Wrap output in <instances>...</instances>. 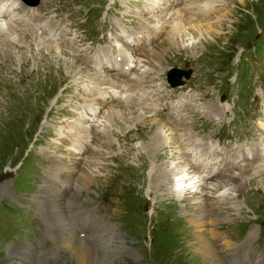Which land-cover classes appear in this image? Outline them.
<instances>
[{
	"label": "rangeland",
	"instance_id": "obj_1",
	"mask_svg": "<svg viewBox=\"0 0 264 264\" xmlns=\"http://www.w3.org/2000/svg\"><path fill=\"white\" fill-rule=\"evenodd\" d=\"M113 1L118 13L113 16L108 11L105 15L107 4L110 9ZM158 2L41 0L38 9L31 8L33 14L22 12L17 33L0 37V264H37L44 253L52 264H83L75 256L81 244L80 221L84 218L78 212L106 209L110 213L111 208L115 226L98 236L93 224V242H83L88 260L104 259L101 264H107L108 260L113 264H215L203 253L205 249L201 250L198 231L189 220L198 215L200 205L208 207L212 198L205 197L207 187L190 170L196 185L186 196L171 191L177 178L166 179L164 172L169 169L179 172L187 167L186 161L172 160L178 143H172L170 148L159 143L155 126L159 118H145L151 108L127 106L122 99L110 100L109 97L99 100L100 108L93 105L96 101L88 104L92 97L86 94L90 92L86 88L98 74L82 59L92 54L88 53L93 50L90 46L97 42L103 41L100 47L106 50L109 40L117 34L113 20L122 26L120 20L126 22L132 14L138 15L149 6L152 11L145 13L146 17L148 15L161 35L152 43L148 55L137 54V58L145 59L141 61V70H134L141 80L140 87L154 91L151 85L156 84L161 89L166 86L165 69L172 66L192 68L189 79L177 91L169 89L171 96L162 97L163 92L158 91L152 106L162 104L172 113V118L181 116L179 126L187 131L194 128L202 132L203 128H209L205 135L219 137L220 147L227 148L232 159L240 153L234 150L241 146L238 144L250 145L264 138V107L257 103L253 92L248 97L249 106L251 100L254 102L252 107L246 105L245 98L239 97L237 102L231 103L235 106V114L246 107L252 112L227 125L229 118L219 122L223 118L214 108L215 99L224 95L218 88H222L227 67L237 59L242 48L259 43L258 37L264 36V0H218V12L212 17H193V20L186 17L189 21L183 20L180 26L177 16L182 10L170 6L178 0ZM88 3L101 7L99 16L94 17ZM53 10L57 14L55 19L36 27L29 24L34 14L44 19L48 13L54 14ZM40 28L57 30L62 47H57L45 32L40 35ZM68 58L77 65L71 66ZM256 68L264 69V62L262 65L259 61ZM246 73L247 69H241L238 82L242 87L247 85ZM134 75L120 81L128 82ZM105 78L119 79L111 73ZM190 87L196 89L193 90L197 93L196 107L203 109L202 118L191 114L184 106L187 102L178 100L188 90L192 92ZM85 104L91 112L99 110L100 120L93 122L88 110L81 108L87 117V121L84 120L80 106ZM115 110L117 114L108 116ZM251 114L258 118L250 117ZM166 127L170 128L166 123L159 128L163 138L168 133ZM171 128L177 135L178 129ZM218 130L228 137L232 133L235 138L222 139ZM77 131L81 133V144L88 148L75 154L82 148L80 145V150L75 149ZM231 143L234 146L230 148ZM241 156L222 177L218 189L235 191L236 184L238 188L243 185L238 192L245 191V200L214 210L218 215L213 224H217L230 243L238 242L244 249L247 243L241 240L251 228L253 234L248 238L251 239L248 247L251 254L246 261L236 262L233 255L224 254L225 246L221 242L212 241L222 251L226 264H264V228L261 227L259 233L258 224L248 225V228L243 224L257 222L264 226V169L261 173H253V166L263 168L264 161L243 160ZM55 160L59 161L61 170L53 167ZM4 172L8 175L2 177ZM52 177L60 178L62 190ZM58 197L65 200L63 208H59L64 220L61 225L68 226L64 233L75 241H71L74 246L68 253H64L60 244L67 241L66 235L58 236L60 229L48 210L49 201L45 204L42 200ZM209 211L208 216L212 210ZM34 220H37L35 232L31 229ZM40 245L44 246V252L38 250Z\"/></svg>",
	"mask_w": 264,
	"mask_h": 264
},
{
	"label": "bare ground",
	"instance_id": "obj_2",
	"mask_svg": "<svg viewBox=\"0 0 264 264\" xmlns=\"http://www.w3.org/2000/svg\"><path fill=\"white\" fill-rule=\"evenodd\" d=\"M210 1L211 0H201L200 2H198V0H190V3H189V9H188V12L189 15L185 14L184 12L187 10V7H185L183 9V11H181L179 13V15L177 16L178 17V21H177V25H183V20H188L189 21V18L192 19L193 16L190 14L192 13L191 10H194L193 12L195 13V9L197 7V9L203 7L204 9H208L210 7ZM8 6H13V5H10V4H6V2L0 0V31L3 30V29H8L10 26H11V23L13 22V19L10 17L9 18V21H11V23L8 24ZM34 9V8H33ZM14 12V11H13ZM148 17V15H147ZM186 17H189L188 19ZM198 18V17H197ZM193 20V19H192ZM189 25L191 24V22H188ZM188 25V24H187ZM192 25V24H191ZM194 25V24H193ZM192 27V26H191ZM200 27V26H199ZM202 28V26H201ZM176 40V39H175ZM42 48V47H41ZM56 48V47H55ZM58 50V49H57ZM59 51V50H58ZM62 54V53H60ZM70 54V53H69ZM61 56V55H60ZM64 57V56H63ZM78 57V56H77ZM67 58V56L65 57ZM70 59V63H71V66L72 65H77V63L72 60L71 58H68V60ZM67 60V59H66ZM68 62V61H66ZM150 62H152L150 60ZM66 65V64H65ZM153 65V64H152ZM68 66V65H67ZM80 66V65H79ZM122 80H126V79H122ZM178 85V84H177ZM94 104H96V102H94ZM117 114L118 111L115 110V111H111L109 112V115L110 117H113L112 115L114 114ZM87 114V113H86ZM121 114V113H120ZM165 122L163 121H157L155 122V126L157 127L156 128V131H157V136H156V139L159 140V143L161 142V145L162 146H165L168 145L169 148L171 146L172 143H177V138H176V135L170 130V128H167L166 127V132L168 130V133H167V136H165L163 138V136L161 137V131H159V128L161 127L162 129V126H164ZM184 128V127H183ZM174 130V128H173ZM177 130V129H176ZM175 131V130H174ZM163 141H162V140ZM154 140V139H153ZM152 140V141H153ZM166 141H169V144H167ZM153 143V142H152ZM198 145V144H197ZM200 145V144H199ZM80 145L78 144L77 147L75 149L77 150H80L78 147ZM153 146V144H152ZM157 147V145H156ZM159 147V146H158ZM154 148V147H153ZM198 149L199 146H193V150L194 149ZM157 149V148H156ZM155 150V149H154ZM158 150V149H157ZM173 155L172 157L174 156V158L172 160H178V161H186V168H184L183 170L177 172V170L175 171L174 170H168V171H165V177L166 179L170 178V177H175L177 178V180L174 182L173 184V187H171V191H173L174 193H178V194H181L182 196H186V194L188 193V190L193 186V185H196L197 182H194V179H192V176L189 174L190 173V170L192 171V164L185 158L183 157L184 155H182V152L180 150V147L177 145L175 146V150L173 151ZM75 155V154H74ZM73 155V156H74ZM56 170H61V166H60V163L59 161L55 160V164L53 166ZM251 167V166H250ZM186 169V170H185ZM262 166H253V173H261L262 172ZM87 171V170H86ZM176 172V173H175ZM264 173V172H263ZM57 174V173H56ZM259 175V174H258ZM263 175V174H262ZM90 177V176H89ZM54 178V177H52ZM82 178H85V176L82 174ZM263 178V177H262ZM88 179V178H87ZM199 179V178H198ZM54 180L56 181H59V184H61V181H60V178L58 177H55ZM53 180V181H54ZM91 180V179H90ZM89 181V180H88ZM196 181V180H195ZM203 183V181H202ZM204 184V183H203ZM190 185V186H189ZM203 187V186H202ZM226 187V186H225ZM78 188V187H77ZM201 188V187H200ZM204 189V188H203ZM229 188H226V190H228ZM259 189V188H258ZM257 189V190H258ZM201 190V189H200ZM190 191V190H189ZM62 199V200H61ZM182 199V198H181ZM44 201V203L46 204L47 201L48 202V210L50 212V215L54 218L55 222L57 223L59 229H60V234L58 235L59 237L62 236V233H64V231H66L68 229V226L66 225V223L64 224L65 226L62 227V223L64 222L63 220V216L60 214L59 212V208H63L62 206V202L65 203V200L61 197H58V198H54V199H42ZM71 206V204L68 206V208ZM65 207V206H64ZM198 208V207H197ZM67 210V208H65ZM199 209L200 211L198 212V215H195L193 217H190L189 220H190V223L192 224V226H195L196 228V231L197 232V236H198V240H200V243H199V246L202 250V248H204L205 250H202L203 253L206 255V256H209L211 261H215V262H211V263H215V264H226V260L224 255L222 254V251L220 250V248H218L217 245H215V243L209 238L208 236V228H207V223L208 221L211 222V223H216L214 220V217H216V213L215 211H211L210 213V216H208V207L207 206H204V205H200L199 206ZM61 210V209H60ZM210 212V211H209ZM66 215V213H65ZM68 215V214H67ZM218 220V219H217ZM211 227L209 228V233H210V236H216L217 235V232L214 230V227H213V224L210 225ZM62 227V228H61ZM205 230V231H204ZM106 231V230H105ZM111 234V233H110ZM66 235V234H65ZM99 236V235H98ZM70 238L69 236L66 235V240L65 242H60L61 246H62V250H64V253H68L70 251H72V248H73V243L71 241H74L70 238V242L69 239ZM60 240V238H59ZM221 240V239H220ZM88 240H84L83 242L86 243ZM112 241V240H111ZM116 241V240H115ZM75 242V241H74ZM82 242V243H83ZM81 243V244H82ZM84 243L78 248V250H76L75 252V256L77 257V259H79L83 264H101L103 262L104 259H100L98 261H95L91 258V260H88L89 256L88 255H84ZM221 243L224 244L223 246L224 249L228 250L229 249V246H228V241L226 239H223L221 240ZM109 244V243H108ZM87 246V245H86ZM198 246V247H199ZM109 248V247H108ZM197 248V247H196ZM198 248V249H200ZM113 249V248H112ZM88 251V250H87ZM194 251V250H193ZM101 252V251H100ZM99 252V253H100ZM200 252V251H199ZM108 253V252H106ZM112 253V252H111ZM195 253V252H194ZM222 256H221V255ZM74 255V254H73ZM110 255V254H108ZM230 255H232V252H230ZM40 256V255H39ZM111 256V255H110ZM194 257H197V256H194ZM199 257V256H198ZM204 257V256H203ZM214 257V258H213ZM220 258V259H216V258ZM223 258V259H222ZM229 258V257H228ZM231 258V257H230ZM234 259V257H233ZM195 260V259H194ZM259 260V259H258ZM112 260H108L107 261V264H113V262H110ZM227 261L229 262L230 260L227 259ZM232 261V260H231ZM78 262V261H77ZM106 262V261H105ZM233 262V261H232ZM80 263V262H79ZM204 263V262H203ZM207 263V262H206Z\"/></svg>",
	"mask_w": 264,
	"mask_h": 264
}]
</instances>
